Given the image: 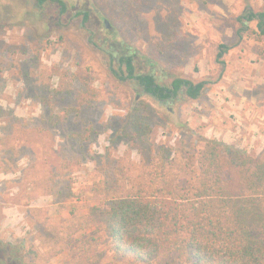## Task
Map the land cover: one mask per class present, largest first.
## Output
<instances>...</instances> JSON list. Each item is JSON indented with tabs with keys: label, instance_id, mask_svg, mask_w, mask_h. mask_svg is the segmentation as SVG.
Here are the masks:
<instances>
[{
	"label": "rangeland",
	"instance_id": "obj_1",
	"mask_svg": "<svg viewBox=\"0 0 264 264\" xmlns=\"http://www.w3.org/2000/svg\"><path fill=\"white\" fill-rule=\"evenodd\" d=\"M61 1L63 13L0 0V239L24 242L38 264H76L93 237L90 264H119L93 208L148 183L162 157L179 161L204 140L264 157V35L256 20L237 33L264 0ZM116 40L137 53V74L205 82L201 96L161 105L116 79ZM85 83L96 96L82 101Z\"/></svg>",
	"mask_w": 264,
	"mask_h": 264
},
{
	"label": "trees",
	"instance_id": "obj_2",
	"mask_svg": "<svg viewBox=\"0 0 264 264\" xmlns=\"http://www.w3.org/2000/svg\"><path fill=\"white\" fill-rule=\"evenodd\" d=\"M47 4L66 11L61 0H34L39 10ZM78 15L86 24L88 12ZM255 20L264 35V12L251 11L238 17L237 33ZM220 48L223 56L228 47ZM108 49L111 75L140 86L143 95L161 105L179 95L196 100L205 89V82L174 78L167 86L151 73L137 74V53L121 40ZM95 96L85 83L81 100ZM167 160L161 158L156 173L147 175L148 183L93 208L91 218L108 232L119 264H264V157L204 140L194 153ZM80 243L76 264H90L97 257L95 239L82 237ZM23 246L0 239V264H38V254H24Z\"/></svg>",
	"mask_w": 264,
	"mask_h": 264
},
{
	"label": "flooded vegetation",
	"instance_id": "obj_3",
	"mask_svg": "<svg viewBox=\"0 0 264 264\" xmlns=\"http://www.w3.org/2000/svg\"><path fill=\"white\" fill-rule=\"evenodd\" d=\"M104 25V27L108 30V32L109 33H111V31H112V28L111 27H109V25H105V23L103 24Z\"/></svg>",
	"mask_w": 264,
	"mask_h": 264
},
{
	"label": "water",
	"instance_id": "obj_4",
	"mask_svg": "<svg viewBox=\"0 0 264 264\" xmlns=\"http://www.w3.org/2000/svg\"><path fill=\"white\" fill-rule=\"evenodd\" d=\"M105 25H108L107 21H104Z\"/></svg>",
	"mask_w": 264,
	"mask_h": 264
}]
</instances>
